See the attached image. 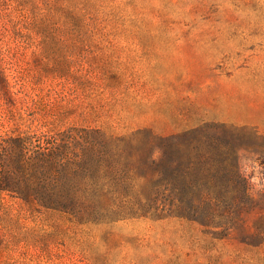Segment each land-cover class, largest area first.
Returning <instances> with one entry per match:
<instances>
[{"label":"rangeland","instance_id":"374dc122","mask_svg":"<svg viewBox=\"0 0 264 264\" xmlns=\"http://www.w3.org/2000/svg\"><path fill=\"white\" fill-rule=\"evenodd\" d=\"M174 134L169 160L246 177L252 198L216 215L241 228L0 191V264H264V0H0V138L84 156L70 184L140 190Z\"/></svg>","mask_w":264,"mask_h":264},{"label":"trees","instance_id":"16d2710c","mask_svg":"<svg viewBox=\"0 0 264 264\" xmlns=\"http://www.w3.org/2000/svg\"><path fill=\"white\" fill-rule=\"evenodd\" d=\"M179 135L159 137L162 141L159 145L162 155L154 158L152 154V169L142 168L143 171H140L148 181H158L159 185L141 187L140 190L70 184L83 177L87 158L82 156L73 169H70L68 164L56 162L55 158L59 155L56 147L37 150L34 154V141L29 137H1L0 191L27 203L36 202L62 210L82 204L92 213L102 208L108 213L123 217L153 215L186 218L203 225L219 224L216 215L222 213L225 207L235 206L238 209L246 199L252 198L249 183L239 168L229 174L201 167L208 163L201 156L196 160L191 157L169 160L166 147L168 142L165 140L177 139ZM235 160V165L238 166V161ZM230 180L233 183L231 186L228 184ZM129 192L137 199L136 203L127 201L121 204L114 201L115 197L132 195ZM140 195L145 196L148 202H141ZM159 196H165L166 202H159ZM227 218L220 222L224 229L229 230L233 225L241 228L243 220L239 222ZM256 224L258 230L250 235L252 239L262 238L259 230L264 229V214L259 216ZM240 232L245 233L244 230Z\"/></svg>","mask_w":264,"mask_h":264}]
</instances>
